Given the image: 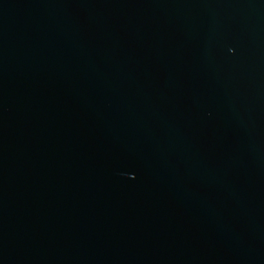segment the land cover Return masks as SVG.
<instances>
[{
	"label": "water",
	"instance_id": "95a60500",
	"mask_svg": "<svg viewBox=\"0 0 264 264\" xmlns=\"http://www.w3.org/2000/svg\"><path fill=\"white\" fill-rule=\"evenodd\" d=\"M0 264H264V0H0Z\"/></svg>",
	"mask_w": 264,
	"mask_h": 264
}]
</instances>
